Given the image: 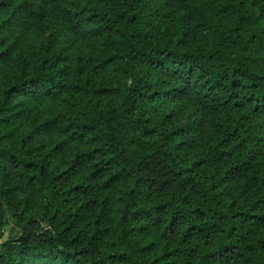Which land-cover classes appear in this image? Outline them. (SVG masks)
<instances>
[{
    "label": "trees",
    "instance_id": "trees-1",
    "mask_svg": "<svg viewBox=\"0 0 264 264\" xmlns=\"http://www.w3.org/2000/svg\"><path fill=\"white\" fill-rule=\"evenodd\" d=\"M3 63L0 178L29 198L0 184V264H264V0H0ZM71 68H113L117 101L19 128L18 103L55 100ZM54 128L47 155L75 146L62 167L29 148Z\"/></svg>",
    "mask_w": 264,
    "mask_h": 264
},
{
    "label": "rangeland",
    "instance_id": "rangeland-1",
    "mask_svg": "<svg viewBox=\"0 0 264 264\" xmlns=\"http://www.w3.org/2000/svg\"><path fill=\"white\" fill-rule=\"evenodd\" d=\"M76 34H80L81 30L74 28ZM41 37L44 38L47 36L46 29L40 30ZM80 38V36H78ZM6 63L0 65L1 69H5ZM87 71L83 70L81 73L77 72L75 68H71L69 76L67 77L68 86L66 89L57 93L55 100H45L41 96L31 98L30 100H22L21 104L18 103L19 115L17 116V123L19 128L26 130L29 127V122L35 118L36 120H43L45 117H55L57 122L64 123L67 119L71 118L73 115L82 112L84 108L88 106L89 103L97 102L98 106H102L108 103H114L117 101L119 95L117 86L124 82V77L119 75L113 68H108L104 72L95 74L94 76H87ZM86 77V80L90 84L89 92L86 91H77L72 89V82L78 80L79 78ZM184 120L180 119L174 123L175 126L180 127L183 124ZM54 128L45 131L41 136H35L34 139L30 142L29 148L31 149V154L37 155L40 158L46 159L49 158L50 164H57L59 167H62L68 156L73 153L74 145L68 144L65 145L63 149L57 150L51 155H47V150L50 148L52 139L57 136L56 130ZM11 138L10 140H12ZM86 172V166L84 163L77 165L74 170V176L72 181L75 178L81 177ZM205 171L202 170L201 174H204ZM96 179H92V182H95ZM0 184L4 190L2 196L5 204L13 205L19 202H27L29 198V193L23 188L20 189V185L16 183L14 179H10L9 183L3 182L0 178ZM68 181L64 179L60 182L61 186H67ZM124 184L123 181L115 183L112 185L111 193L113 196L118 195L117 189L122 187ZM15 188H13V187ZM97 191L95 188L91 189L90 195L95 194ZM86 194L75 193L73 197L74 203H80L84 201ZM34 212L33 205L30 203L27 215H31ZM114 213V205L111 204L107 212L106 219L104 218V224L110 226V220ZM87 214L93 215L90 210ZM9 217L5 213L4 205H0V223L9 222ZM9 224H11L9 222ZM5 230L2 231V239L5 238ZM1 242V239H0ZM31 244H25L28 246ZM28 249L11 252L9 251V263L10 264H62L58 259L48 256L46 254H31L26 252Z\"/></svg>",
    "mask_w": 264,
    "mask_h": 264
}]
</instances>
